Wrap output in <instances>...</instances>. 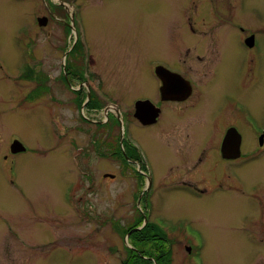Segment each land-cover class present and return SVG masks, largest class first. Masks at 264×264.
Instances as JSON below:
<instances>
[{"label":"rangeland","instance_id":"1","mask_svg":"<svg viewBox=\"0 0 264 264\" xmlns=\"http://www.w3.org/2000/svg\"><path fill=\"white\" fill-rule=\"evenodd\" d=\"M74 3L77 32L74 28L69 31V18L57 14V0H0V155L3 151L9 155L12 139L20 140L27 149L12 158L14 177L7 174L11 163L0 158V264H125L130 250L140 252L143 259H152L156 253L161 255V251L156 252L158 241L131 242V234L141 228L137 219L135 171L121 169L120 148H99L105 137L103 130H81L80 119L90 117L84 109V99L79 100L78 113L76 109L65 110L68 114L63 116L66 123L62 124L71 131L62 136L59 145L61 135L56 128L54 101L38 97L22 105L15 84L20 89L27 87L25 92L37 84L23 81L21 86L20 81L14 83L5 76L22 73L30 56L34 57L29 63L36 74L41 67L52 77L57 76L58 71L51 68L63 59L57 50L58 43L63 42L67 49L78 35L85 39L84 44H89L90 65L97 79L110 95L126 103L130 97L151 92L145 83L146 78L151 79L142 66L145 59L171 57L168 52H174L175 47L170 48L169 41L191 39L198 34L187 30L181 11L184 0ZM246 4L245 11L253 5L264 11V0H246ZM39 17L48 20L45 27L39 26ZM140 67L141 79L136 74ZM213 84V98L232 93L247 102L255 114L262 112L264 93L257 87L249 90L227 75L215 79ZM135 125L132 122L133 134L141 136L143 132ZM113 135H119L118 129H114ZM73 140L80 149L78 158L85 148L91 149L92 158L84 163L90 164L94 183L88 181V171H75V164L80 166L81 160L74 163L68 155L69 142ZM143 141L158 179L153 198L155 213L173 223H188L187 228L191 226L201 234L199 240L193 236L197 243H203L201 253L190 256L194 253L189 254L182 243L175 248L171 264H264V243L257 235L263 227L260 221L264 207L246 204L252 201L251 197L224 188L223 175L217 185L222 184L224 190L217 191V186L201 199L171 189L175 179L186 175L180 172V159L174 155V147L162 145L159 138ZM244 141L246 147H256L253 137L244 136ZM114 150L119 152L111 153ZM98 152L102 153L100 157ZM225 169L230 168L221 166L220 174ZM237 172L239 181L253 191L259 190L264 202V162L238 168ZM105 174L114 178H105ZM70 179L78 185L71 203ZM156 220L161 223L159 218ZM144 235L151 233L145 231Z\"/></svg>","mask_w":264,"mask_h":264},{"label":"flooded vegetation","instance_id":"2","mask_svg":"<svg viewBox=\"0 0 264 264\" xmlns=\"http://www.w3.org/2000/svg\"><path fill=\"white\" fill-rule=\"evenodd\" d=\"M57 5V14L70 19L71 27L67 25L69 31L73 28L76 31L78 14L74 0H57ZM246 6V0H184L181 11L187 30L198 36L169 41V47H175L174 52H168L171 57L145 59L142 66L151 77L146 78L145 83L151 92L130 97L126 103L110 95L104 84L97 79L96 71L90 65L92 56L89 44H84L85 39H79L78 35L67 49L62 45L63 42L58 43L57 50L63 54V59L51 68L58 71L57 76L52 77L42 71L41 67L37 71L39 74H36L35 68L30 64L34 58L31 56L27 58V65L23 67L22 73L16 77L8 74L5 76L14 80V83L34 81L37 84L28 92H25L26 85V88L20 89L15 84L22 105L31 103L38 97L54 101L58 114L56 128L61 135L59 145H62V136L69 135L71 131L62 124L66 123L63 116L68 114L65 110L76 109L78 113L79 100L81 97L84 99L83 106L90 117L85 115L80 119L81 130L93 131L92 127L97 128V133L103 130L105 137H102L99 148H120L123 158L121 169L135 171L140 231L146 230L159 237L156 252L165 251L168 264H171L178 245L183 243L186 251L191 250L189 254L194 253L190 256L197 257L203 243L195 241V237L199 240L201 234L191 226L187 228L188 223H173L155 213L153 198L157 193L158 179L147 157L143 140L146 142L148 139L154 141L159 138L162 145L174 147V155L180 159V172L186 175L175 179L171 189L201 199L219 187L217 184L223 175L224 188L251 197L252 201L246 204L264 207L261 200L263 195L259 190L248 188L239 181L237 174L238 168L264 162V107L262 112L255 114L248 103L235 94L226 92L217 98L212 97L216 94L214 80L223 79L226 75L232 76L236 83L240 82L249 90L257 87L264 93V11H259L256 5L245 11ZM228 69L229 73L224 74ZM142 72L140 67L136 73L139 79L142 78ZM261 99L263 101L264 98ZM71 113L72 111L70 115ZM132 122L143 132L141 136L133 134ZM78 128L75 130H80ZM114 129H118V136L113 135ZM244 136L253 137L256 147H246ZM19 141L12 139L9 143V155L4 154V151L0 155L5 162L11 163L7 174L12 177V166H15L12 158L27 151L24 145L16 143ZM69 143L68 155L74 163L81 160L80 166L75 164V171H88L86 177L94 183L93 171H89L90 164L84 163L92 158L91 149L85 148L78 158L80 149L78 150L77 142L73 140ZM23 147L25 150L19 151ZM61 154L63 155V151ZM101 154L98 152L97 155L100 157ZM224 165L230 169H225L220 174V167ZM106 175L102 176L111 178ZM69 183L72 187L71 203L74 188L78 185L74 179H70ZM221 187L217 191L224 190ZM262 216L263 220L264 214ZM158 218L161 223L156 220ZM262 220L260 222L263 227L257 235L260 242L264 243ZM135 253L143 258L140 252ZM160 257L156 253L152 259H145L158 264Z\"/></svg>","mask_w":264,"mask_h":264},{"label":"trees","instance_id":"3","mask_svg":"<svg viewBox=\"0 0 264 264\" xmlns=\"http://www.w3.org/2000/svg\"><path fill=\"white\" fill-rule=\"evenodd\" d=\"M135 228L136 226L133 229ZM130 230L128 231V233L130 232ZM145 231L146 230L134 231L131 234V239H132L131 242H133V244H139L140 242H143V241H150V242L159 241V237L156 235L151 234L145 237L144 235ZM160 253H161L160 255L161 257L158 260L159 261L158 264H168V258H167L165 251H161ZM136 261L141 262V264H153V262H151L150 259H143L141 255L136 254L134 251L130 250L129 259L125 262V264H129L130 262H136Z\"/></svg>","mask_w":264,"mask_h":264},{"label":"water","instance_id":"4","mask_svg":"<svg viewBox=\"0 0 264 264\" xmlns=\"http://www.w3.org/2000/svg\"><path fill=\"white\" fill-rule=\"evenodd\" d=\"M47 22H48V20H47L46 18H38V24H39V26H41V27H45L46 24H47ZM230 140H231V139H230ZM16 143H18L19 145H21L19 142H16ZM23 150H25L24 147H23V149H19V151H23ZM107 176L111 177V179L114 178L113 175H112V176H111V175H107ZM127 237H129V236H127ZM188 252L190 253L191 250L189 249Z\"/></svg>","mask_w":264,"mask_h":264}]
</instances>
